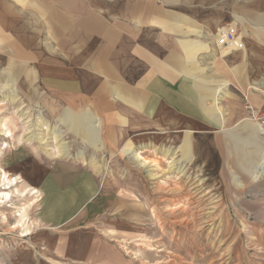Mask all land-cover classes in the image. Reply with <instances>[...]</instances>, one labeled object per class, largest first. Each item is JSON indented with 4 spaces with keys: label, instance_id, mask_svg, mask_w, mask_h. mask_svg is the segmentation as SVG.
Listing matches in <instances>:
<instances>
[{
    "label": "crops",
    "instance_id": "1",
    "mask_svg": "<svg viewBox=\"0 0 264 264\" xmlns=\"http://www.w3.org/2000/svg\"><path fill=\"white\" fill-rule=\"evenodd\" d=\"M230 24L243 50L218 46V29ZM0 57L25 94L94 110L101 123L78 115L72 126L79 135L86 126L97 148L102 124L107 143L127 142L138 127L148 141L187 151L201 135L215 142L232 125L227 112L242 120L264 112V0H0ZM99 187L85 169L53 170L38 228L22 236L29 252L13 264H116L96 224L118 200Z\"/></svg>",
    "mask_w": 264,
    "mask_h": 264
},
{
    "label": "rangeland",
    "instance_id": "2",
    "mask_svg": "<svg viewBox=\"0 0 264 264\" xmlns=\"http://www.w3.org/2000/svg\"><path fill=\"white\" fill-rule=\"evenodd\" d=\"M0 61V167L19 176L10 203L0 206V264L29 252L17 213L25 208V228H38L43 183L59 167L91 172L116 196L96 224L116 264H264V132L255 118L227 112L232 125L215 142L201 135L187 151L174 140L148 141L138 127L129 128L127 142L107 143L100 124L97 148L86 126L83 135L72 126L78 115L101 123L94 110L62 96L25 94L24 79ZM3 123L14 138H5ZM5 154L18 159L3 161Z\"/></svg>",
    "mask_w": 264,
    "mask_h": 264
},
{
    "label": "bare ground",
    "instance_id": "3",
    "mask_svg": "<svg viewBox=\"0 0 264 264\" xmlns=\"http://www.w3.org/2000/svg\"><path fill=\"white\" fill-rule=\"evenodd\" d=\"M81 125V124H80ZM1 126V125H0ZM95 128V127H94ZM3 130L2 133H4L3 135L5 136V138H14L13 132L12 130H10L7 126L6 123H3L2 128ZM60 132L58 131L57 134H59ZM56 138H60V135H57ZM31 140V139H30ZM33 140V139H32ZM31 140V141H32ZM6 145V144H5ZM5 148H8V145H6ZM139 157V156H138ZM140 158V157H139ZM264 164V163H263ZM263 169V168H262ZM264 170V169H263ZM262 170V171H263ZM21 182V181H20ZM19 182H17V179H13L11 178L6 172H3L0 169V206H3L5 204H9L11 199H12V189L18 185ZM34 194L37 193V191L33 192ZM32 193V194H33ZM20 195V194H19ZM23 196V195H22ZM17 216L19 217V221L17 223V225L15 227L22 229V231L25 234H22V236H27L29 235L31 232L29 231V228H25L24 222L26 221V209L23 208L20 211H18Z\"/></svg>",
    "mask_w": 264,
    "mask_h": 264
},
{
    "label": "built area",
    "instance_id": "4",
    "mask_svg": "<svg viewBox=\"0 0 264 264\" xmlns=\"http://www.w3.org/2000/svg\"><path fill=\"white\" fill-rule=\"evenodd\" d=\"M217 43L221 48L233 51H239L245 48L242 40V33L232 24L221 26L218 29ZM255 119L258 122L261 131L264 132V114H259Z\"/></svg>",
    "mask_w": 264,
    "mask_h": 264
}]
</instances>
